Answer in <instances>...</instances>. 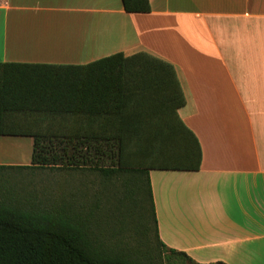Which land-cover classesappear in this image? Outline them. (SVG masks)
Masks as SVG:
<instances>
[{"label": "crops", "instance_id": "0c3cea01", "mask_svg": "<svg viewBox=\"0 0 264 264\" xmlns=\"http://www.w3.org/2000/svg\"><path fill=\"white\" fill-rule=\"evenodd\" d=\"M150 3L133 14L122 0H0V62L84 65L146 52L173 65L185 97L177 115L202 162L149 170L159 239L201 264H264V0ZM146 85L154 109L165 106L173 86ZM0 137L29 138L33 152L32 137ZM22 158L15 164L30 166L32 154Z\"/></svg>", "mask_w": 264, "mask_h": 264}, {"label": "trees", "instance_id": "16d2710c", "mask_svg": "<svg viewBox=\"0 0 264 264\" xmlns=\"http://www.w3.org/2000/svg\"><path fill=\"white\" fill-rule=\"evenodd\" d=\"M122 2L127 13L151 12L150 0ZM146 75L162 78L146 81ZM148 82L173 86L160 109H154L156 97L145 91ZM184 104L173 65L146 52H120L84 65L0 62V136L34 140L30 166L0 165V172L70 167L98 170L106 177L127 173V198L140 197L144 232L149 199L162 250L156 262L126 248L130 245L111 247L95 237L90 217L72 205L48 208L24 201L2 180L0 264H201L160 241L149 178L150 169L201 167V147L177 115ZM137 143L151 147V161L129 164L128 151Z\"/></svg>", "mask_w": 264, "mask_h": 264}, {"label": "rangeland", "instance_id": "374dc122", "mask_svg": "<svg viewBox=\"0 0 264 264\" xmlns=\"http://www.w3.org/2000/svg\"><path fill=\"white\" fill-rule=\"evenodd\" d=\"M31 160L32 140L0 137V164ZM154 153L150 146L137 143L127 154L129 164H145ZM31 165V162L29 164ZM2 173V174H1ZM0 182L8 191L18 193L25 201L44 207L72 205L82 216L90 217L95 237L111 247L130 245L145 257L160 262L162 250L157 242L154 217L147 201V231L141 227L140 197L127 198L130 175L119 173L106 177L98 170L87 168L44 169L0 172ZM145 195V194H144ZM148 197H146L147 200Z\"/></svg>", "mask_w": 264, "mask_h": 264}]
</instances>
